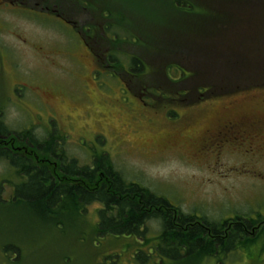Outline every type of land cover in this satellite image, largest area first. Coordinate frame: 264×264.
<instances>
[{"label": "rangeland", "instance_id": "374dc122", "mask_svg": "<svg viewBox=\"0 0 264 264\" xmlns=\"http://www.w3.org/2000/svg\"><path fill=\"white\" fill-rule=\"evenodd\" d=\"M148 3L142 10L147 13ZM0 26V120L8 132L27 129L40 141L64 136L61 146L68 160L91 166L103 154L126 182L186 214L213 221L249 213L264 218L263 152L250 156L244 149L224 148L223 142L199 152L207 129L238 117L264 116L260 73L249 83L219 86L221 95L197 104L154 108L102 70L108 67L106 58L96 61L78 44L76 33L57 19L0 12ZM87 45L95 49L92 41ZM235 74L220 71L218 80L235 83ZM257 127L251 130L264 136V124ZM19 182L0 162V264H140L132 255L142 249L141 240L97 235L101 205L93 203L74 214L66 202L67 208L45 220L29 206L10 201ZM144 229L149 243L143 244V255L148 256L161 224L149 220ZM6 244L19 250L16 259L2 250ZM213 261L203 264H264V248L258 242Z\"/></svg>", "mask_w": 264, "mask_h": 264}, {"label": "trees", "instance_id": "16d2710c", "mask_svg": "<svg viewBox=\"0 0 264 264\" xmlns=\"http://www.w3.org/2000/svg\"><path fill=\"white\" fill-rule=\"evenodd\" d=\"M54 1L62 7L60 14L84 29L86 44H95L93 50L87 45L93 58H106L108 67L102 70L142 94L154 108L197 104L221 95L219 86L249 83L257 73L264 76V0ZM146 2H152L148 13L143 9ZM223 70L237 72L238 80L220 83ZM8 134L12 133L0 122V135ZM15 135L0 136V162L22 180L14 186L11 201L29 206L45 220L67 208L66 202L74 214L98 203L99 237H134L142 246L149 243L144 226L158 220L161 232L154 253L160 264L163 258L183 264L222 260L226 253L258 242L264 248L261 217L197 218L126 182L103 154L96 155L91 166L80 167L67 159L63 136L40 141L27 129ZM61 177L67 184L55 181ZM256 226L260 229L251 231ZM4 251L19 255L13 246ZM143 252H136L137 263L146 264L152 257Z\"/></svg>", "mask_w": 264, "mask_h": 264}, {"label": "flooded vegetation", "instance_id": "af4514ba", "mask_svg": "<svg viewBox=\"0 0 264 264\" xmlns=\"http://www.w3.org/2000/svg\"><path fill=\"white\" fill-rule=\"evenodd\" d=\"M62 7L55 5L54 0H0V12H17L28 15L29 17H44L46 19H57L58 21L64 23L66 26L70 27L77 35L78 44L82 45L84 49L87 50V44L85 39L84 29L78 27L76 29V24L66 19L62 14H60V9ZM2 31L0 26V32ZM90 53V52H88ZM52 120L57 122L56 119L50 117ZM264 116L262 117H238L233 120L222 121L217 124L216 128L207 129L204 133V138L199 144V152L206 150L208 147L216 146L219 143H225L224 148L234 147L235 149H244L248 155L255 156L263 152L264 155V136L263 133L258 131H252L254 128H259L263 126ZM221 125V126H220ZM218 128V129H217ZM232 135V136H230ZM236 135V136H233ZM0 136H17L13 134L0 135ZM228 142V143H227ZM227 143V145H226ZM218 147V146H217ZM6 148V146H4ZM212 150V149H211ZM205 152V151H204ZM213 153V150L211 151ZM220 152V151H215ZM214 152V153H215ZM196 154V153H195ZM67 184V182H65ZM235 216L229 217L227 220L234 219ZM248 220L247 218H244ZM254 220V219H253ZM260 229L258 226L252 228L251 231H258Z\"/></svg>", "mask_w": 264, "mask_h": 264}]
</instances>
